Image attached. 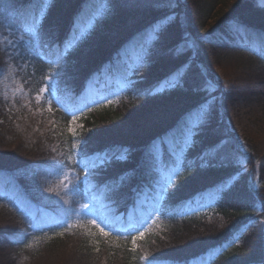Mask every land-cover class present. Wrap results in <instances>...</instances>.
<instances>
[{"label":"trees","instance_id":"obj_1","mask_svg":"<svg viewBox=\"0 0 264 264\" xmlns=\"http://www.w3.org/2000/svg\"><path fill=\"white\" fill-rule=\"evenodd\" d=\"M0 1L8 2L14 13L4 14L12 29L30 26L38 15L43 18L37 30L42 51L23 48L10 56L9 74L22 93L7 97L0 93V142L22 150L0 158V264H32L45 257L58 258L61 264H152L153 257L155 264H264V255L251 251L247 253L251 259H240L245 250L235 243L237 237L245 242L254 239L249 230L259 220L252 208L264 209V186L254 189L249 183L254 176L264 179V148L244 138L234 123L232 130L224 124L219 131L205 129L196 135L199 142L182 154L186 162L207 152L224 160V165L208 168L195 183L188 182V176L197 173L195 168L184 167L176 175L159 206L161 234L148 233L135 243V230H128L130 224L137 230L146 217L142 211L153 207V200L144 196L147 190L151 194L161 175L158 166L153 171L143 166L147 146L168 133L185 113H190V119L206 101L207 84L218 95V112L264 121V0H231L223 12L221 7L230 0H109L92 24L86 10L90 0ZM169 3L182 13L184 23H168L160 30L168 29L165 43L175 46L178 54L154 55L150 62L146 53L156 38L147 39L154 28L159 29ZM212 18L215 28L203 35ZM82 32L80 44L67 49ZM183 40L193 41V58L191 49H181ZM129 48L137 51L139 63L120 58ZM5 56L0 49V58ZM5 64L0 60V72ZM117 66L133 73L132 82L117 102L105 104L104 96L118 88ZM102 72H107V78L92 77ZM51 75L56 77L57 101L49 110H41L34 95ZM182 76L189 85L200 84V89L172 90ZM166 80L169 86L163 85ZM144 90L156 91L158 98L144 95ZM79 108L86 115L83 128L75 134L68 130V122ZM28 123H38L39 129L24 132ZM238 135L248 151L244 170L234 166L243 155L235 144ZM121 148L132 150L130 159L106 167L93 178L96 194L120 211L114 220L102 213L95 194L88 192L85 197L83 190L80 197L92 206L94 215L86 213L74 225L53 224L58 221L55 206L32 195L31 185L57 166L60 170L81 166L74 155L91 163L95 154ZM152 150L158 165L166 168L174 163L166 149L163 154ZM128 169H136V176L116 193L108 182ZM7 194L14 200H8ZM190 207H196L194 212H189ZM200 207L208 211L197 212ZM93 219L108 235L91 223ZM162 240L175 252L145 254L143 248Z\"/></svg>","mask_w":264,"mask_h":264},{"label":"rangeland","instance_id":"obj_2","mask_svg":"<svg viewBox=\"0 0 264 264\" xmlns=\"http://www.w3.org/2000/svg\"><path fill=\"white\" fill-rule=\"evenodd\" d=\"M50 0H46L45 2L48 3ZM121 0H114L113 2H118ZM235 1H244V0H235ZM45 3V5H46ZM108 3H110L109 0H90L87 4V11H90V23L92 24L93 21L96 19V17H100L106 10V7L108 6ZM231 4V0L224 6L221 7V12L228 9V7ZM9 4L6 1H0V49L5 50L6 56L4 59V62H7V65L5 64V69L0 72V93L7 97L9 94L16 95L19 93H22V89L18 87L16 82L14 83L13 78L9 74L11 71L10 67V56L19 54L23 48H29V51L31 53H40L42 51V46L37 41L38 36V25L42 22V15H38L35 19H33V23H31L30 26L24 27L22 29H12L10 27H7V23L4 22L5 20V13H9L13 15L14 13L9 10L7 7ZM166 8L168 11L165 12V18L162 19L161 25L159 29L154 28L150 35L148 36V40L156 38V33L158 30L161 29V26H166L169 22L167 20V17H174L175 22L174 23H184L183 22V16L182 13L177 10V7L173 5L172 3L167 5ZM173 23V24H174ZM216 19L212 18L208 21L206 27L204 28L203 35L206 36L209 35V32L213 30L216 26ZM158 28V27H157ZM83 32L80 33L77 37V40H73V43L67 47V49L71 48L72 46H75L80 40L78 38H81L83 36ZM181 43V49H191L192 52V58L194 56L195 51V45L193 41L191 40H183ZM80 44V43H78ZM136 50L129 48L127 51L122 52L120 55V58H134L137 63H139V58L136 55ZM117 62V61H115ZM10 63V64H9ZM160 68L158 67L157 70ZM54 73V71L52 72ZM133 74L131 71L125 70L122 66H117V85L118 88L113 91L109 92L102 101L107 103H115L118 101L120 93L122 90L126 89L130 83L132 82V79L129 78V76ZM107 72H102L98 75H92V77L96 78H107ZM173 79V77L169 78ZM168 81H164V86H169L171 83H168ZM55 88H56V77L53 75L48 76L46 78L45 84H43L40 87V92L38 94H35L34 97L35 103L37 107H40L42 110H49V107L52 105L54 101H57L56 95H55ZM204 89L206 101L201 107L190 117V121L194 124H198V127L201 129L198 131V134H202L205 129L209 130L213 128V132L215 130L219 131L221 126L220 124H224L228 130H232L231 128H236L238 132L244 137L247 138L251 143L256 144L259 146L260 150L263 151L264 148V121L260 118L256 119H246V115H242L241 113H238V115H226L224 112H218V95L214 93V88L209 83L207 84ZM77 110V109H76ZM85 110L79 108V110L74 111L71 113V118L68 122V130L73 133H78L84 126V117H85ZM201 114H203V117L201 119ZM223 122V123H222ZM234 123V127H233ZM234 128V129H235ZM39 129L38 123L35 125L34 123H28V126H25L23 128V131L26 133L37 131ZM227 130V131H228ZM234 133V132H233ZM260 134V135H259ZM239 136V137H238ZM235 136V144H237V147H239L240 152L243 153V155L238 157L236 162H234V166L236 168H239L241 170H244L245 168V156L248 154L247 148L244 145L243 137H240V135ZM195 142H199V140H196V136L192 138V145ZM5 143L0 142V158L4 159V156H7L9 154H18L22 153V150H19L18 148L11 146L9 144L4 145ZM155 149L160 152L159 146L155 147ZM19 150V151H18ZM74 154H77L76 151H74ZM183 154V153H182ZM181 154V159H183ZM160 156V153H159ZM73 160L79 164V161L77 160L76 156H73ZM175 167V163H170L166 168L163 165H158V169L160 170V177L157 179V183L153 185L155 187L151 194L149 190L146 191V194L144 196V199L149 196V202L153 200V207L149 208V210L142 211L146 214V217L143 220V223L139 225L137 230L134 231L136 235H134V242L136 243L138 240L143 239V237L146 234H153V235H160L161 231L163 230V226L161 224V218L158 216L160 205L164 203V199L166 198V192L168 185L171 182H166L167 178L172 171V169ZM57 166L54 170L55 172H50L48 176H45V178H42L38 183L31 185V192L32 195H35V197L40 198L42 201H47L51 205L55 206L56 210V216L58 221L54 220L52 223L55 224L57 227H60L62 224L67 225H74L78 222L79 219L83 215H85L87 212L82 211V207L84 204H89L86 200L81 199L80 195L82 191L86 188L89 193L95 194L97 200H99V205L102 207V213L105 214L107 217L111 218L112 221L114 220V217L120 212L119 210H116V206L112 204L111 200H106L101 196H98L94 190L95 186H97L96 182L93 181V178L103 172L104 169L99 170H93L90 175L87 176V183L85 184V176L86 173H88V169L78 165L77 167L71 166L68 168H62L61 170L58 169ZM58 169V170H57ZM183 168L179 171L181 172ZM176 177V176H175ZM174 177V178H175ZM173 178V179H174ZM172 179V180H173ZM171 180V181H172ZM250 185L254 189L259 188L260 186H264V179L259 178L258 176H254L250 178ZM73 185H80L81 193H74L70 189ZM159 194V195H158ZM160 196H163V199L160 198ZM101 197V198H100ZM6 198L8 200H14L13 196L10 194L6 195ZM196 207H190L189 212H194ZM253 216L256 220V226H253L249 232H251V235L253 233L254 239H249L250 241L245 242L243 238H236V246L240 248L241 250H245V253H240L239 258L240 259H251L249 255L247 254L248 251H251L256 254H260V256L264 255V209L261 208L259 205H255L252 208ZM208 209L206 207H200L197 209V212H206ZM67 213V215H65ZM61 222H60V221ZM133 221V220H131ZM132 226V224H130ZM135 225V224H134ZM233 226V222L229 223L228 227ZM255 231V232H254ZM134 243V244H135ZM161 243V244H160ZM143 251L147 256H153V255H168L175 252V248L172 247L170 244L163 242H158L157 244L152 243L151 246H146L143 248ZM244 252V251H243ZM59 259H55L54 257H45L44 260H39L36 263L32 264H61L58 262Z\"/></svg>","mask_w":264,"mask_h":264},{"label":"snow or ice","instance_id":"obj_3","mask_svg":"<svg viewBox=\"0 0 264 264\" xmlns=\"http://www.w3.org/2000/svg\"><path fill=\"white\" fill-rule=\"evenodd\" d=\"M167 20L169 24L175 22L174 17H167ZM167 31L168 29L165 28L157 33L154 43L151 45L148 53H146L150 62L152 56L154 55H158L160 57H175L178 54L175 46L169 47L165 43L167 38ZM125 67H127V65H125ZM190 67L191 66H189V69ZM173 74L174 73H170L169 75L171 76ZM189 87H191L193 91H197L200 89L201 85L195 82H193L192 85H189L187 79H185L183 76L177 83L172 84V90L175 91H181ZM143 94L150 98H158V94L154 90H144ZM189 116L190 113H185V115L177 121L176 125L169 129L168 133H166L164 136L154 138L153 141H151L147 146L143 166L148 171H153L159 164V161L156 159L155 153L152 150L153 148L159 146L161 154H163V151L166 149L168 155L173 158L175 167L170 172L166 182H171V180L184 167L197 169L196 174H190L188 176V182L195 183L201 179V174L208 168L224 165V160H217L215 157H210L209 153L207 152L201 153L193 157L192 159L187 160L186 162L181 159V154L192 147V138L198 134L199 130H201L198 127V124H194L189 120ZM202 117L203 114H201V119ZM131 152L132 150L130 148H121V150L118 152H111L106 150L102 153L95 154L96 159L91 163H89L87 158L81 159L79 161L81 166L89 170L88 173H86L84 183H87V176L90 175L93 170L104 169L108 166H111L112 164L126 163L130 159ZM81 156H85L82 146ZM135 176L136 169H128L121 173L115 181H109L108 183L111 184L114 191L118 193L119 189L126 182H130L131 180H133ZM70 190L74 193H81L80 185H73ZM82 194L87 197L88 190L85 188ZM160 198L163 199V196H160ZM82 211L87 212L89 215H94L93 208L90 204H84L82 207ZM65 215H67V213H65ZM91 223L94 226L100 228L101 232H104V229L100 227L96 219H93ZM128 230L131 231L136 229L134 226L130 225ZM104 235H108V233L104 232ZM155 261L156 258L153 257L152 264H155Z\"/></svg>","mask_w":264,"mask_h":264}]
</instances>
